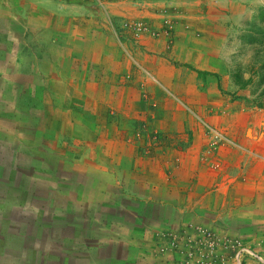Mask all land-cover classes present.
Returning a JSON list of instances; mask_svg holds the SVG:
<instances>
[{
    "label": "crops",
    "instance_id": "obj_1",
    "mask_svg": "<svg viewBox=\"0 0 264 264\" xmlns=\"http://www.w3.org/2000/svg\"><path fill=\"white\" fill-rule=\"evenodd\" d=\"M258 2L100 0L99 5L96 0H0V264L139 263L149 255L144 233L175 227L173 164L170 169L167 162L161 175L152 166L150 176L146 170L145 176L136 174L134 167L143 166L141 153L127 143L126 132L119 130L123 126L107 123L105 103L115 95H104V87L117 79L126 85L131 74L135 92L126 86L120 97L134 102V110L124 116V128L145 121L152 131L167 135L181 130L171 106L174 96H169L171 87H180L178 99L195 102L198 111L199 122L192 113L183 115L182 129L194 132L193 146L200 155L205 149L216 150L203 145L207 122L228 130L239 144L220 145L217 157L229 164L224 177H247L244 195L264 214V108L234 111L227 96L197 90L193 75H174L169 60L159 61L156 55L143 60L146 50L163 48L192 74L211 72L225 78L233 66L232 54L238 57L245 43L240 32L254 19ZM114 18L142 19L161 31L160 41L145 37L132 42L129 31L118 41ZM84 21L110 23L111 29L82 30L80 25L88 26ZM128 54L135 56L134 68ZM163 64L166 73L160 82L168 94L166 108L144 109L143 70L158 76ZM215 80L207 78L206 83L217 86ZM146 88L150 98L157 96L154 85ZM206 95L219 97L215 113L202 105ZM96 103H103L102 108ZM184 161L188 174L190 168L195 170L194 158L188 154ZM95 167L101 177L87 173ZM114 169L121 176L115 177ZM197 170L200 181L222 175L201 163ZM163 177L167 189L162 193ZM188 193L181 192L184 199ZM197 196L203 217L207 197L199 188ZM147 203L149 217L142 209ZM164 203L168 218L160 223ZM191 205L183 206L184 221L190 219Z\"/></svg>",
    "mask_w": 264,
    "mask_h": 264
},
{
    "label": "rangeland",
    "instance_id": "obj_2",
    "mask_svg": "<svg viewBox=\"0 0 264 264\" xmlns=\"http://www.w3.org/2000/svg\"><path fill=\"white\" fill-rule=\"evenodd\" d=\"M100 5L99 1L96 0ZM105 3L109 2H123V3H136L141 1L150 0H101ZM102 13H104L102 11ZM92 15V14H90ZM254 19L249 20L246 23V29L241 30L240 37L245 43H241L240 53L237 57L232 54L233 66L227 71L225 78H219L218 74L211 72H200L192 74L190 71L182 69L180 64L174 62L169 56L164 53L163 48L154 51H145L143 60L146 62L151 59L152 55H156L159 61L163 59L169 60V64L173 69V74L178 78L191 79L192 75L196 77V81L199 82L197 90L207 94L210 91L216 92L223 96H227L229 103L232 104L231 109L236 110H250V109H262L264 108V0H259L255 7ZM89 16L87 20H91ZM102 21V20H100ZM140 23L142 28H136V24ZM87 24V21H84ZM83 24V25H84ZM117 31V36L114 37L123 40L128 36L126 31H129V39L132 42L139 40H146L145 37L160 41V30H153L150 25L142 19H133L127 21H120L119 19L113 20L111 23ZM88 26L80 25L82 30L95 29V30H108L110 23L104 24L108 28L103 26L99 21L89 22ZM245 25V23H244ZM140 29V30H139ZM126 32V33H125ZM169 39V40H168ZM168 41L172 38L169 37ZM164 41V40H163ZM156 49V48H155ZM131 61V67L134 68V58L128 54L126 56ZM164 64L159 67V75L150 76L146 72H149L144 68L143 70V83L154 85L157 89V96L150 98L152 95L148 91V88L142 86L140 92L143 95H147L144 99V109L153 106V109H165L166 108V91L161 85V77L166 73ZM130 74V73H129ZM214 74V75H213ZM214 77L218 82V85H207V78ZM130 83L119 84L118 79L115 80L111 86L104 87V95L111 96V102H106L107 109V123L116 125L120 128V131L126 132L127 143L136 147L137 151L141 153L143 159V166L138 167L140 170L134 171L136 174H142L145 176V170L150 176L151 166L156 167L158 174L166 173L167 162H169V168L173 164L175 171V212H176V225L175 227L159 230H153L148 234L144 233L145 239L149 242V255L144 256L143 260L139 263H126V264H264V214L257 211L255 206L252 205L251 198H246V181L247 177H224V170L228 169V163L219 159L217 153L220 151V145L230 148L233 144H239L233 140L228 133V130L215 128L207 122L205 126V141L203 145L207 147L216 148L215 151H208L203 148L204 153L201 155L197 152L194 145V132L190 129H182L183 115L192 113L194 118L197 119V109L195 108V102L185 103L178 99L180 95V87H171L169 90V96H174V103L172 108L175 112V124L177 128L173 134L167 135L166 132L152 131L145 121H138L133 128L131 126H125L124 116L134 110L133 101H121L120 97L123 96L124 88L130 87V93L135 92L134 88V74L128 77ZM121 81V80H120ZM148 87V86H147ZM168 95V94H167ZM119 97V100H118ZM208 99L202 105H206L209 113H215L221 106L218 96H207ZM102 108L103 103H96ZM161 123V122H160ZM163 123V122H162ZM248 135L251 132H247ZM118 138V134L116 135ZM211 145V146H210ZM194 158L196 164L195 170L189 169L185 164V159L188 156ZM203 154V155H202ZM225 160V159H224ZM156 162L155 165H149L151 162ZM158 163V164H157ZM199 163L207 166L214 174L216 171L222 173L220 177H207V180H199L198 166ZM171 165V166H170ZM171 169V168H170ZM187 171V174H185ZM214 171V172H213ZM209 174V171H207ZM91 177H101V171L95 168H91L88 172ZM115 174V177L121 176L118 169H114L111 172ZM243 176L242 172L239 173ZM189 175V176H188ZM166 177H163V185L161 186L162 193L166 192ZM202 179V178H201ZM170 183L168 189L170 191ZM201 189V192L206 194V211L204 216H199L198 211V196L197 190ZM189 190L185 195V199L181 192L183 190ZM180 192V193H179ZM194 193V194H193ZM193 195V196H192ZM251 200V201H250ZM185 201V202H184ZM191 202V214L188 221L183 220V206ZM159 207L160 223L167 222L168 207ZM185 204V205H184ZM142 209L144 213L149 214L151 212V205L149 203L143 204ZM186 209V208H185ZM236 210L235 214H232ZM173 212L172 209H170ZM201 218V219H199ZM205 220V223H204ZM149 221V220H148ZM147 221V222H148ZM149 223V222H148ZM160 223L158 225H160ZM159 233V236H158ZM137 234L139 235L138 231Z\"/></svg>",
    "mask_w": 264,
    "mask_h": 264
},
{
    "label": "built area",
    "instance_id": "obj_3",
    "mask_svg": "<svg viewBox=\"0 0 264 264\" xmlns=\"http://www.w3.org/2000/svg\"><path fill=\"white\" fill-rule=\"evenodd\" d=\"M135 26H136L137 29H138V28H140V29L142 28V26H141L140 23H137ZM140 29H139V30H140Z\"/></svg>",
    "mask_w": 264,
    "mask_h": 264
}]
</instances>
